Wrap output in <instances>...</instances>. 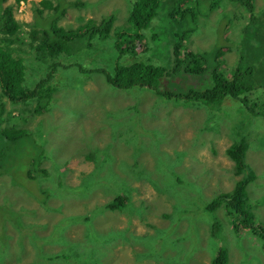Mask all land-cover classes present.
Listing matches in <instances>:
<instances>
[{
  "label": "rangeland",
  "instance_id": "374dc122",
  "mask_svg": "<svg viewBox=\"0 0 264 264\" xmlns=\"http://www.w3.org/2000/svg\"><path fill=\"white\" fill-rule=\"evenodd\" d=\"M41 1L43 0H24L17 5L16 0H8L7 4L14 6V17L22 24L23 31L37 28L34 25L37 16L34 10ZM50 1L57 3L56 0ZM84 1L89 4L68 7L58 26L65 29L76 28L83 21H98L112 13L116 17L119 15L115 22V26H119L127 15V0ZM73 2L77 0H66L68 4ZM220 4L221 8L198 18V29L185 43L188 50L212 51L225 44L226 38L235 47L242 41L244 25L250 19L249 13L236 0H221ZM191 5L194 6V3ZM253 5L256 15L264 14V0H254ZM184 6L188 5L182 7ZM49 12L46 11L44 16ZM28 40L26 38V49H29ZM115 42L116 35L113 33L103 41L96 56L86 51L82 56L72 57L71 61L64 59L69 60L65 64L69 63L70 68L58 73L59 81L65 80V83L55 84L53 100L47 111L40 115L20 113L19 109L13 112L15 117L12 121H18L30 129L36 130L40 122L44 129L51 125L45 146L50 158L45 160V164L56 165L55 178L64 179L68 186L67 193H73L74 189L82 190L64 199L61 198V192H57L60 188L57 185L50 188L53 181L45 179L40 187H48L52 193L48 192L50 197L43 204L41 200L46 195L38 197L34 192L23 190L20 184L11 182L0 170V205L7 204L19 215L23 212V222L32 226L27 230H20L13 223L16 222L13 215L7 216L13 222L4 221V217L0 215V221H4L3 227L0 223V234L2 232L6 236L7 242L0 244V264H46L51 253L61 252L64 245L51 244L45 238L53 234L54 230L57 232L62 229L63 218L82 214L90 216V213L95 215L92 220L93 230L101 236V242L86 236L89 230L84 223L68 227L65 235L74 242H82L80 251L84 247L87 252H91L93 244L97 246L101 254L100 259L98 257L100 264H167L165 259L157 263L135 260L134 250L138 249V245L134 237L144 238L148 234L154 236L159 243L168 240L161 247H173L170 252H167V248L165 250L170 257V264L211 263L215 244L209 237L207 215L200 209L204 201L199 199H212L216 192L228 193L233 189L239 177L235 174L234 163L227 151L235 138V125L240 119L248 117L249 129L253 131L251 133H264V117H251L249 111H240L234 102H225L222 106L225 112L214 114L204 106L191 104L189 101L163 100L150 89L112 88L105 76L96 71H113ZM13 46L15 47V43ZM139 46L140 44L137 45L139 59H148L147 53L142 50V43ZM29 51L33 53L25 57L29 72L27 79H30L27 87L34 88L44 75L33 73L36 62L34 57L37 58L38 53L31 48L27 53ZM225 58L229 65L227 67L233 68L238 60L236 49L226 52ZM74 64H79V67ZM69 74L75 76L74 83L79 82L80 78L84 79L83 91L90 96L88 101L83 99L78 89H72L68 83L66 85V81L71 80ZM32 79L35 80L34 85ZM1 92L0 87V94ZM64 95L66 97L62 98ZM99 95L107 96L104 108H99L96 104L100 102ZM254 95L259 103L257 110L262 112L264 89L255 91ZM77 97H81L83 102L78 100L76 103ZM2 99L8 111L18 106L6 101V97ZM74 105L79 106L77 112L80 116H72L63 109L75 113L72 107ZM227 105L229 108L225 109ZM33 106L35 103L31 102L23 106V109H28L29 112ZM25 115L26 118L22 120ZM110 125L116 126L113 135L109 133ZM91 134L95 136L91 145L98 147L104 156L110 155L112 150V159L106 161L111 172H101L107 179L106 184H99L100 187L98 185L93 192L86 187L96 166L92 159L86 158L89 153L87 137ZM131 139L141 146L140 152L132 157L130 143L122 142ZM246 162L257 177L248 185L249 204L258 222L263 223L264 147L251 141ZM101 175L98 176L102 177ZM199 179L207 185L199 187ZM42 188L39 189L43 190ZM118 193L129 198L125 211L112 212L100 208L116 199ZM61 203L64 207L60 211H49L51 206L60 208ZM21 207L26 208V211H21ZM95 208L97 210L93 212ZM226 216L224 209L215 217L221 223L219 240L221 248L228 252L229 264H264L262 241L248 229L243 228L239 234L231 231L232 217L224 220ZM123 235H126L128 241L123 239ZM175 237L177 239L173 240ZM50 264L75 263L55 261Z\"/></svg>",
  "mask_w": 264,
  "mask_h": 264
},
{
  "label": "trees",
  "instance_id": "16d2710c",
  "mask_svg": "<svg viewBox=\"0 0 264 264\" xmlns=\"http://www.w3.org/2000/svg\"><path fill=\"white\" fill-rule=\"evenodd\" d=\"M22 1L24 0H16V4L18 5ZM220 1L127 0L128 5L127 8L125 7L127 15L119 26H115L116 18L119 15L116 17L112 13L107 14L101 20L89 19L83 21L84 23L76 28L65 29L58 26V22L66 15L68 7H72V5L81 7L89 3L84 0H77V2L68 4L66 0H56L57 3L54 4L50 0H43L39 7L34 10L35 16L37 15L34 25L37 28L34 27V29L31 28L25 32L22 24L14 17V6L8 5V0H0L1 174L8 176L11 182L16 181L15 183L20 184L23 190L29 193L34 192L38 197L46 195L41 200L43 204L50 197L48 192L52 193L48 187H40L45 179L48 182L53 181L50 183L52 185L50 188L55 185L60 188L57 192H61V198L64 199L67 196L76 195L82 190L81 188L74 189L73 193H67L68 186L64 179L55 178L56 165L46 166L45 164V160L50 158L45 146L48 142L47 136L51 125L44 129L40 122L36 130L35 128L30 129L18 121H12L15 117L13 112L19 109L20 113L40 115L41 112L47 111L50 108L51 100H53L55 84L65 83V80L59 81L58 73L63 69L68 70L70 68L69 63L65 64L69 60L64 59L71 61L72 57L82 56L86 51L96 56L103 41L111 37L113 33L116 35V42L113 46V50L116 52L113 59L115 67L112 72L103 69L96 71L105 76L107 83L112 88L118 90L150 89L163 100L189 101L191 104L204 106L205 109L214 114L225 112L222 106L227 102H234L240 111H249L251 117L255 118L257 115L263 118L264 110L262 112L257 110L259 103L254 93L259 89H264V14L256 15L254 13V0H236L250 15V19L243 28L242 41L236 47L226 38L225 44L212 51L194 52L186 48L185 43L189 39L188 37L198 29L199 19L208 16L212 10L221 8ZM191 3H194V6ZM183 5L188 6L183 8ZM46 11L53 13L49 12L44 16ZM26 38L30 42L27 45L29 49L31 48L38 53V57H34L36 62L33 73L44 75L34 88L27 87V84H30V79H27L29 72L25 57L33 52L27 53L29 49H26ZM222 40L224 39L222 38ZM14 43L15 47L13 46ZM141 43L144 46L142 50L147 53L148 59H139L137 45L140 44L141 46ZM231 49H236L238 60L233 68H228L225 54ZM74 66L79 67V64H74ZM68 76L71 77V80L66 81V85L69 84L72 89H78L83 99L88 101L90 96L83 91L84 79L80 78L79 82L74 83L75 76L72 74ZM34 81L32 79V84ZM3 97H6V101L18 106L8 111ZM64 97L66 95L62 98ZM106 98V95H99L98 101L101 103H96L99 108L105 107ZM83 99L77 97L76 103L78 100L82 103ZM98 101L94 100V102ZM31 102L35 103L32 110L29 109L28 112V109H23V106L25 107ZM72 107L75 113L63 109L72 116H80L77 112L79 106L74 105ZM228 108L227 105L225 109ZM26 115L22 120L26 118ZM156 125L160 128L159 124ZM109 127L110 135L115 134L116 126L110 125ZM249 128L248 117L242 118L236 123L235 138L227 151L234 163L235 174L239 177L233 189L228 193L216 192L215 196L208 200L198 197L199 200L204 201L200 209L204 215H207L209 237L215 244L214 257L210 264H229L228 252L225 248H221L219 240L221 223L215 217L224 209L227 215L224 220H227L229 216L232 217L231 231L239 234L243 228L250 230L262 241L264 248V222H258L256 219L253 208L249 204L250 199L247 191L248 185L254 182L257 177L254 170L246 162L251 141H256L264 147V133L252 134L253 131ZM94 137L93 134L87 137L89 142L87 151L89 153L86 155L87 159H92L96 164L93 175L90 176L86 186L92 192L99 184H106L107 179L101 175V172H111L106 161L112 159V150L110 155L104 156L98 147L91 145ZM122 142L130 143L131 157L140 152L141 146L133 143V139ZM194 183L197 185L196 181ZM198 185L203 187L207 184L199 179ZM61 200L65 202L63 199ZM183 201L186 202V199ZM128 204L129 198L118 193L116 199L100 208H106L112 212L125 211ZM61 207H64V204L61 203L60 208L51 206L49 211L55 209L60 211ZM21 208H23L21 211H26V208ZM96 210L97 208L93 212ZM0 215L2 218L4 217V221H11L7 219V216L13 215L16 222H11L20 230L23 228L27 230L32 227L23 222V212H20L19 215L17 211L13 212L7 204L0 205ZM93 217L95 215L90 213V216L82 214L63 218L62 229L57 230V232L54 230L53 234L51 233L45 240H49L51 244L60 243L64 245V249L55 254L50 252L51 255L46 264L55 261L100 264L98 257L100 259L101 254L97 246L93 244L91 252H87L84 247L80 251L79 247L82 246V242H74L65 235L68 227L77 223H84L89 230L86 236L91 239L94 237L101 242V236L96 230H93ZM4 221H0L2 227ZM125 236L123 235V239L128 241ZM134 238L138 245V249L134 250L136 261L148 260L157 263L165 259L166 263L170 264V257L165 250L167 248V252H170L173 247L169 245L168 247H161L166 245L168 240L159 243L154 236L151 237L149 234L145 235L144 238L141 236ZM176 239L177 237L173 240ZM0 244H7L6 236L2 232Z\"/></svg>",
  "mask_w": 264,
  "mask_h": 264
}]
</instances>
